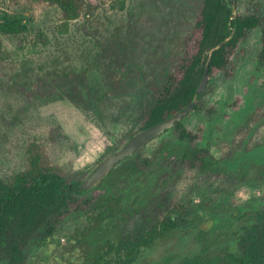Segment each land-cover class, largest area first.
<instances>
[{"label":"rangeland","instance_id":"374dc122","mask_svg":"<svg viewBox=\"0 0 264 264\" xmlns=\"http://www.w3.org/2000/svg\"><path fill=\"white\" fill-rule=\"evenodd\" d=\"M89 11L65 19L38 0H0L26 25L0 32V177L13 181L39 145L50 161L81 181L140 129L150 105L191 50L203 0H86ZM236 14L264 15V0H236ZM261 29L230 52L227 70L209 74L182 123L196 139L170 128L113 168L42 226L21 264H80L108 250L117 235L139 231L169 210L190 221L144 248L131 264H192L237 250L249 215L264 210V61ZM210 52V51H209ZM79 86L84 106L65 87ZM195 107V106H194ZM206 147L217 171L182 160ZM200 218L210 236L198 239ZM206 226V224H204ZM115 252L112 251L111 255ZM0 264H12L0 254Z\"/></svg>","mask_w":264,"mask_h":264},{"label":"trees","instance_id":"16d2710c","mask_svg":"<svg viewBox=\"0 0 264 264\" xmlns=\"http://www.w3.org/2000/svg\"><path fill=\"white\" fill-rule=\"evenodd\" d=\"M38 1L56 5L68 20L89 11L86 0ZM257 27L261 29L260 59L264 61V15L255 12L234 15L229 0H203L191 50L146 111L140 129L157 124L192 103L206 65L209 74L216 69L227 70L230 52L250 30ZM25 29L26 25L17 17L7 12L0 15V32L20 34ZM233 30L234 35L210 54L209 51ZM59 95L69 96L82 106L86 100L79 86L65 87ZM201 96L198 95L199 98ZM199 108L200 103H197L194 109ZM174 128L179 131L182 140L196 139L181 120L176 122ZM30 153L28 168L13 181L0 177V254L12 264L24 262V249L39 229L48 226L46 235H50L54 231V227L49 226L51 219L75 200L76 193L85 191L79 189L81 180L68 177L61 167L50 161L42 147L34 145ZM181 158L201 171L218 170L206 147L190 145ZM175 210L170 209L162 219L139 231L118 234L116 243L112 242L108 250H99L91 261L80 264H131L144 248L152 246L158 238L190 223L184 215L176 216ZM249 217L253 221L238 235L236 251L224 250L213 255L201 251L190 259L192 264H264V210ZM198 224V239L205 244L210 236V221L200 218Z\"/></svg>","mask_w":264,"mask_h":264},{"label":"water","instance_id":"95a60500","mask_svg":"<svg viewBox=\"0 0 264 264\" xmlns=\"http://www.w3.org/2000/svg\"><path fill=\"white\" fill-rule=\"evenodd\" d=\"M236 0H229V5L232 8L234 15H236L235 11ZM234 35V30L231 34L217 44L213 49L210 50V54L214 49H219L222 47L232 36ZM209 80V71L208 65H206L204 75L197 87L195 98L187 107L182 110L176 112L174 115L166 118L163 121H160L157 124H154L148 128H144L139 130L133 137L128 139V141L118 148L116 151L108 154L104 157L97 165V167L87 175L80 183V190H88L95 186L98 182H100L113 168L122 163L127 158L134 155L136 152L141 150L145 145H147L150 141L160 136L170 128L174 127L176 122L180 121L187 113H189L195 106L196 98L198 95L205 92L207 89Z\"/></svg>","mask_w":264,"mask_h":264}]
</instances>
